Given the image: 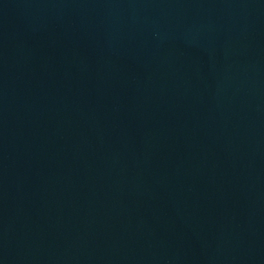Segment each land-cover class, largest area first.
<instances>
[{"label": "water", "instance_id": "obj_1", "mask_svg": "<svg viewBox=\"0 0 264 264\" xmlns=\"http://www.w3.org/2000/svg\"><path fill=\"white\" fill-rule=\"evenodd\" d=\"M0 264H264V0H0Z\"/></svg>", "mask_w": 264, "mask_h": 264}]
</instances>
